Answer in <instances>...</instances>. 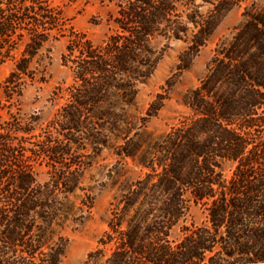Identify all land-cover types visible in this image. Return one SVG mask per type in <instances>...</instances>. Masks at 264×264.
Returning a JSON list of instances; mask_svg holds the SVG:
<instances>
[{
	"label": "trees",
	"instance_id": "obj_1",
	"mask_svg": "<svg viewBox=\"0 0 264 264\" xmlns=\"http://www.w3.org/2000/svg\"><path fill=\"white\" fill-rule=\"evenodd\" d=\"M105 1L107 32L95 43L55 0H0V65L12 63L0 102V264H63L61 229L89 212L86 175L103 147L141 173L112 197L82 264H264V1L243 7L188 91L186 113L158 135L144 123L173 79L134 119L137 84L171 41L184 43L181 72L245 0ZM59 38L70 80L53 89L56 110L42 122L13 106L44 80L43 49ZM197 205L204 219L186 224Z\"/></svg>",
	"mask_w": 264,
	"mask_h": 264
},
{
	"label": "rangeland",
	"instance_id": "obj_2",
	"mask_svg": "<svg viewBox=\"0 0 264 264\" xmlns=\"http://www.w3.org/2000/svg\"><path fill=\"white\" fill-rule=\"evenodd\" d=\"M264 0H245L240 6L233 7L216 26L206 44L200 48L189 65L177 73L178 54L184 48L181 41H171L164 49L155 70L150 76L137 84L134 104L129 114L134 119L145 115V110L161 87L166 88L165 81L170 77L173 84L168 89V97L156 115L148 118L144 129L152 135L165 131L176 119L186 113L184 101L188 91L193 88L205 73L206 64L212 55L213 48L220 41L228 39L234 29L241 23L243 7L253 3L260 5ZM61 6L65 17L77 31L85 32L95 43L105 38L107 25L106 13L111 4L105 0H55ZM65 39L49 41L42 53L44 65V80L27 85L13 107L19 108L21 114L29 116L37 113L40 121L52 117L56 105L51 99L53 89L62 83H68L70 72L60 62L65 47ZM162 42L159 43V46ZM12 68V63L0 65V102H2V84ZM14 108V109H15ZM0 112L5 116V110ZM91 166L87 171L86 183L92 194V206L84 218L78 223L66 224L61 233L68 242L64 251L63 264H82L86 254L95 248L98 238L105 230V220L108 215L109 202L126 183L140 175V170L129 158H119L110 147H103L91 157ZM231 163H224L222 170L228 176L232 170ZM39 179L43 176L39 175ZM204 219L200 206H192L185 223H199ZM176 233V232H175Z\"/></svg>",
	"mask_w": 264,
	"mask_h": 264
}]
</instances>
